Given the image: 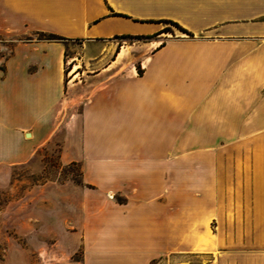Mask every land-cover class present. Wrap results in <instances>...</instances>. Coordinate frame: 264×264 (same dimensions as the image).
Returning a JSON list of instances; mask_svg holds the SVG:
<instances>
[{
    "label": "crops",
    "instance_id": "obj_1",
    "mask_svg": "<svg viewBox=\"0 0 264 264\" xmlns=\"http://www.w3.org/2000/svg\"><path fill=\"white\" fill-rule=\"evenodd\" d=\"M39 32L66 39L0 53V187L64 127L60 158L83 165L65 207L78 217L69 243L48 217L31 223L39 256L15 241L0 264H54L55 246L72 248L58 264H264V0H0V35ZM117 39L130 41L113 59ZM69 41L101 47L94 70L67 66Z\"/></svg>",
    "mask_w": 264,
    "mask_h": 264
},
{
    "label": "rangeland",
    "instance_id": "obj_2",
    "mask_svg": "<svg viewBox=\"0 0 264 264\" xmlns=\"http://www.w3.org/2000/svg\"><path fill=\"white\" fill-rule=\"evenodd\" d=\"M167 26L172 29L171 31H173V28L178 30L172 24ZM29 36L39 37L37 34L23 36L0 35L1 55L4 57L9 56L17 41ZM129 41V39H117L111 58L114 59L117 51L128 45ZM67 48V66L72 58L77 57L80 60H76V63L84 65L86 57L90 58V64L86 67L87 70L95 69L94 64L102 52L100 46H87L83 41H69L67 42ZM135 50H140V48ZM70 67L71 65L69 69ZM90 72L92 73V71ZM252 96L259 97L261 101L264 100V86L258 88L255 95ZM202 124L204 127V120ZM198 130L204 131L205 128H199ZM64 137L65 128L61 127L33 161L12 168L8 182L0 187V257L3 256L9 244L15 241L23 245L31 256H39V252H36L29 244L31 223H38L39 226L46 217L51 221L54 229L52 241L63 238L65 242L69 243L74 240L72 235L64 233L63 225L69 223V229L72 230L73 221L78 215L71 213V210H67L65 207L69 202L71 204L72 201L77 202L78 194L73 186L83 185V165L78 162L63 163L60 153L63 148ZM182 137L185 144H191L193 140H197L201 144L206 142L208 136L202 134L183 135ZM250 137L252 136L235 134L226 136V139L237 142L246 141V138ZM218 140L221 141V139ZM35 218L38 220H34ZM60 249L62 248L56 246L53 248L54 264H58L57 255H66L67 251L72 250L71 247H64L62 253ZM82 254L83 248L78 247L75 253L70 255L74 260H78L82 258ZM203 256V254L198 253L169 254L155 264H203L205 261Z\"/></svg>",
    "mask_w": 264,
    "mask_h": 264
},
{
    "label": "trees",
    "instance_id": "obj_3",
    "mask_svg": "<svg viewBox=\"0 0 264 264\" xmlns=\"http://www.w3.org/2000/svg\"><path fill=\"white\" fill-rule=\"evenodd\" d=\"M168 23L172 24L173 26H175L178 30L180 31H183L185 33H188L190 35H192L191 32H189L187 29H185L183 26H181L179 23L177 22H174V21H167ZM172 29L170 27H165L162 32H168V31H171ZM120 37H131V36H128V35H123V36H120ZM38 39H46V40H58V41H64L65 42V37L63 36H60L56 33H52V32H39V37Z\"/></svg>",
    "mask_w": 264,
    "mask_h": 264
},
{
    "label": "bare ground",
    "instance_id": "obj_4",
    "mask_svg": "<svg viewBox=\"0 0 264 264\" xmlns=\"http://www.w3.org/2000/svg\"><path fill=\"white\" fill-rule=\"evenodd\" d=\"M122 50L123 51L120 53V58H124L126 55H129L131 53L129 47H126V48H124Z\"/></svg>",
    "mask_w": 264,
    "mask_h": 264
},
{
    "label": "water",
    "instance_id": "obj_5",
    "mask_svg": "<svg viewBox=\"0 0 264 264\" xmlns=\"http://www.w3.org/2000/svg\"><path fill=\"white\" fill-rule=\"evenodd\" d=\"M30 133H28V135H29Z\"/></svg>",
    "mask_w": 264,
    "mask_h": 264
}]
</instances>
